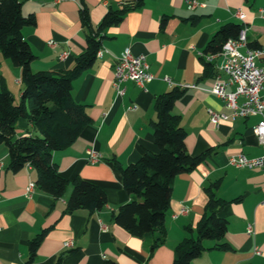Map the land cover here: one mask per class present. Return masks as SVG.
<instances>
[{
  "label": "crops",
  "instance_id": "1",
  "mask_svg": "<svg viewBox=\"0 0 264 264\" xmlns=\"http://www.w3.org/2000/svg\"><path fill=\"white\" fill-rule=\"evenodd\" d=\"M17 1L21 14L35 19L34 26L22 29L34 56L31 71H69L87 49L88 31L80 23L79 0ZM83 1L94 29L108 10L140 5L102 32V56L72 81V99L84 107L89 123L73 144L52 153L59 175L68 182L64 195L53 199L35 186L27 195V187L36 180L34 169L25 166L12 173L8 149L0 145V264H172L178 244L195 237L205 214L208 188L225 202L217 216L226 221V232L221 241L204 240V251L190 264H264V171L228 165V158L235 154L261 155L254 133L259 118H235L216 126L210 123L209 110L229 111L209 92L220 58L211 62V72L205 75L200 57L213 35L228 23L245 27L246 45H264V14L260 13L264 0H197L202 7L195 10L187 9L183 0ZM238 9L244 15L242 22L234 16ZM127 48L134 56H146L154 79L144 89L124 82V93L117 96L113 65ZM62 52L67 57L59 60ZM20 75V69L0 53V79L15 104L23 88ZM164 78L194 86L181 90L173 113L185 132L187 153L206 156L195 169L174 179L164 215V242L152 251L150 239L133 237L112 220L120 206L135 199L123 189L115 163L124 168L139 161L144 151L157 152L151 126L155 121L153 102L172 89ZM132 106L136 109L131 110ZM30 134L38 135L25 119H19L15 138ZM89 151H94L98 162L89 161ZM75 178L103 191L107 205L93 213L80 209L67 213ZM183 207L187 212L181 215ZM248 226H252L251 233ZM40 234L42 239L29 261V243ZM66 242L71 243L70 248L64 247ZM221 244L226 247L219 248Z\"/></svg>",
  "mask_w": 264,
  "mask_h": 264
},
{
  "label": "trees",
  "instance_id": "2",
  "mask_svg": "<svg viewBox=\"0 0 264 264\" xmlns=\"http://www.w3.org/2000/svg\"><path fill=\"white\" fill-rule=\"evenodd\" d=\"M139 5L125 4L118 10H108L94 29L90 25L89 9L83 0H79L80 23L88 31L87 49L69 71L50 73L30 69L34 56L23 39L22 29L35 25L33 15L23 16L21 3L17 0H0V53L12 66L20 69L23 87L20 100L15 104L0 79V145L8 149L9 170L18 173L25 166L31 167L36 173L34 186L53 199L64 195L68 182L59 175L51 159L52 153L73 144L89 123L84 107L72 99V81L94 64L96 52L101 47L102 32L118 24L128 11ZM164 23L165 18H162L161 25ZM241 28L240 24L234 23L220 27L207 43L204 54H218L226 41L238 37ZM246 46L249 49L260 47L256 44ZM203 63L205 75H208L211 63L204 60ZM181 94L180 89L172 88L154 99L155 121L151 126L157 152L144 151L139 161L124 168L115 163L123 189L135 199L120 206L112 220L131 236L150 239L152 251L164 242V215L174 179L195 169L206 156L192 157L185 149V132L179 125V117L173 113V105ZM19 119H25L38 135L15 138ZM71 186L65 208L67 213L79 209L93 213L107 205L104 192L94 184L75 178ZM207 192L205 214L196 228L195 237L178 244L172 264H190L204 251V240L221 241L225 235L226 221L217 216V210L225 202L217 199L211 188ZM42 236L40 234L30 241L29 261L33 259ZM218 247L225 248L226 244Z\"/></svg>",
  "mask_w": 264,
  "mask_h": 264
},
{
  "label": "built area",
  "instance_id": "3",
  "mask_svg": "<svg viewBox=\"0 0 264 264\" xmlns=\"http://www.w3.org/2000/svg\"><path fill=\"white\" fill-rule=\"evenodd\" d=\"M187 9L195 10L202 5L197 0H183ZM264 14V9L260 10ZM234 16L243 21L244 15L238 9ZM48 45L53 46L52 42ZM244 49V50H241ZM103 50L100 48L96 52V59L102 56ZM67 57L66 52L59 55V60ZM205 62L211 63L215 58H220V63L216 67L215 80L209 92L222 101L229 113H217L208 111L209 121L213 125L226 122L235 118L258 117L259 121L254 127V133L262 153L255 158H248L244 154H235L228 158V165L239 169H257L264 171V45L257 49H249L246 46V29L242 26L236 39L226 41L221 51L216 55L200 54ZM221 75L224 78H221ZM154 76L149 72V66L145 55L134 56L127 48L122 55L116 59L113 65V87L117 96H122L124 82H133L136 86L144 89ZM171 88L180 90L194 88L190 85L173 84L168 78L163 79ZM228 87H233L232 91ZM242 99L240 103L238 100ZM135 110L136 106H132ZM89 161L98 162L99 158L94 151H89ZM34 189V184H30L26 189L29 195ZM261 205L264 207V200ZM186 208L180 210L184 215ZM247 232H252V226H248ZM64 247L70 248L71 243L66 242ZM258 254V251H255Z\"/></svg>",
  "mask_w": 264,
  "mask_h": 264
},
{
  "label": "rangeland",
  "instance_id": "4",
  "mask_svg": "<svg viewBox=\"0 0 264 264\" xmlns=\"http://www.w3.org/2000/svg\"><path fill=\"white\" fill-rule=\"evenodd\" d=\"M21 88H22V86H21ZM13 91H14V93H16V90H15V88L13 89Z\"/></svg>",
  "mask_w": 264,
  "mask_h": 264
},
{
  "label": "water",
  "instance_id": "5",
  "mask_svg": "<svg viewBox=\"0 0 264 264\" xmlns=\"http://www.w3.org/2000/svg\"><path fill=\"white\" fill-rule=\"evenodd\" d=\"M138 1H140V0H138Z\"/></svg>",
  "mask_w": 264,
  "mask_h": 264
}]
</instances>
